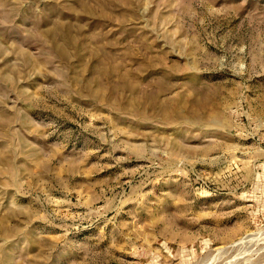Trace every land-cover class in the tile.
<instances>
[{"label":"rangeland","instance_id":"obj_1","mask_svg":"<svg viewBox=\"0 0 264 264\" xmlns=\"http://www.w3.org/2000/svg\"><path fill=\"white\" fill-rule=\"evenodd\" d=\"M0 264H264V0H0Z\"/></svg>","mask_w":264,"mask_h":264}]
</instances>
